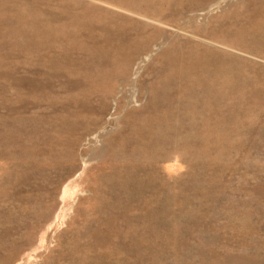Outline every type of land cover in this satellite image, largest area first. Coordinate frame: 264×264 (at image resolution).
<instances>
[{
    "label": "rangeland",
    "instance_id": "374dc122",
    "mask_svg": "<svg viewBox=\"0 0 264 264\" xmlns=\"http://www.w3.org/2000/svg\"><path fill=\"white\" fill-rule=\"evenodd\" d=\"M0 264H264V0H0Z\"/></svg>",
    "mask_w": 264,
    "mask_h": 264
},
{
    "label": "bare ground",
    "instance_id": "6f19581e",
    "mask_svg": "<svg viewBox=\"0 0 264 264\" xmlns=\"http://www.w3.org/2000/svg\"><path fill=\"white\" fill-rule=\"evenodd\" d=\"M246 32V31H245ZM198 62V61H197ZM185 63V62H184ZM195 66V65H194ZM199 66V65H198ZM198 68V67H197Z\"/></svg>",
    "mask_w": 264,
    "mask_h": 264
}]
</instances>
